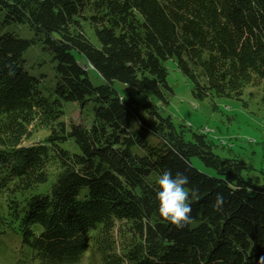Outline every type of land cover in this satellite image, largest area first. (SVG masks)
Wrapping results in <instances>:
<instances>
[{
    "label": "trees",
    "instance_id": "1",
    "mask_svg": "<svg viewBox=\"0 0 264 264\" xmlns=\"http://www.w3.org/2000/svg\"><path fill=\"white\" fill-rule=\"evenodd\" d=\"M11 23L27 25L51 54L54 98L24 66L35 39ZM170 58L198 98H241L262 84L264 102V0H0V192L36 258L74 262L110 231L102 264H264V182L244 160L218 154L210 133L160 112L154 99L173 93ZM142 92L153 96L140 100ZM61 102L87 106L88 121L61 119ZM36 115L47 134L21 144ZM164 170L183 173L200 196L180 229L159 216Z\"/></svg>",
    "mask_w": 264,
    "mask_h": 264
},
{
    "label": "rangeland",
    "instance_id": "2",
    "mask_svg": "<svg viewBox=\"0 0 264 264\" xmlns=\"http://www.w3.org/2000/svg\"><path fill=\"white\" fill-rule=\"evenodd\" d=\"M6 28L13 30L19 36L35 39V42L23 53L24 66L30 72L40 76L42 94H45L49 99L54 98L51 90L55 72L50 60L51 54L43 50L35 33L27 25L11 23L6 25ZM84 28L91 40L94 41L95 36L91 25L84 22ZM165 65L168 70L167 81L173 88V93L169 94L167 103L160 102L157 98L154 99L160 107V112L163 115H170L177 124H185L189 130L210 133L207 135L214 140V150L218 154L244 160L249 166L245 170L246 174L255 182L263 183L264 102H262L260 88L262 84L247 85L241 98L213 94L201 99L194 96L190 79L179 71L175 59H167ZM120 87L127 88L125 85H120ZM136 96L143 100L152 97L153 94L142 92ZM59 107L61 108V119L88 121L89 109L85 108L87 106L81 108L75 102H61ZM35 126L38 128L32 131L30 136L26 134L21 144L41 142L47 134L48 125L43 118L40 119V116L36 115L28 125V131ZM187 137H189V133H187ZM55 166L48 167L49 181L57 173ZM8 197L6 191L0 192V264H102L99 251L106 248L102 242L110 231L101 235L98 240L95 237L90 239L86 249L74 262L61 263L55 259L36 258V252L30 250L22 242L15 220L10 219ZM32 226L34 229L38 228L37 224ZM117 229L118 227H115L112 232L110 248L119 253L118 248H122L124 238L120 235L123 233L118 232ZM93 231L95 230L90 233H94ZM92 235L96 236L98 233ZM31 252H33L32 255Z\"/></svg>",
    "mask_w": 264,
    "mask_h": 264
},
{
    "label": "clouds",
    "instance_id": "3",
    "mask_svg": "<svg viewBox=\"0 0 264 264\" xmlns=\"http://www.w3.org/2000/svg\"><path fill=\"white\" fill-rule=\"evenodd\" d=\"M156 183L158 185L156 198L159 202V216L178 229L190 225L193 222L191 203L198 201L200 196L197 190L186 187L189 183L188 177L180 172L173 176L170 170H164ZM223 203V196L217 194L214 209L222 210Z\"/></svg>",
    "mask_w": 264,
    "mask_h": 264
}]
</instances>
